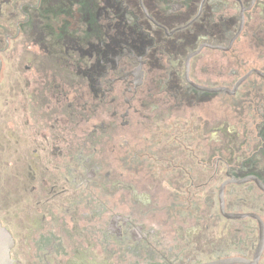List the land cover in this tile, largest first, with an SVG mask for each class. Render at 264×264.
I'll use <instances>...</instances> for the list:
<instances>
[{
  "label": "flooded vegetation",
  "instance_id": "flooded-vegetation-1",
  "mask_svg": "<svg viewBox=\"0 0 264 264\" xmlns=\"http://www.w3.org/2000/svg\"><path fill=\"white\" fill-rule=\"evenodd\" d=\"M0 225L12 264H264V0H0Z\"/></svg>",
  "mask_w": 264,
  "mask_h": 264
},
{
  "label": "water",
  "instance_id": "water-1",
  "mask_svg": "<svg viewBox=\"0 0 264 264\" xmlns=\"http://www.w3.org/2000/svg\"><path fill=\"white\" fill-rule=\"evenodd\" d=\"M224 185L221 188V192L222 189L224 188ZM232 217L235 218L238 216H232ZM11 246H12V240L8 231L0 225V264H12V261L9 256ZM261 246L262 244H260L258 248H261ZM239 263H243V261L240 259L231 258L221 261L209 262L206 264H239Z\"/></svg>",
  "mask_w": 264,
  "mask_h": 264
},
{
  "label": "rangeland",
  "instance_id": "rangeland-1",
  "mask_svg": "<svg viewBox=\"0 0 264 264\" xmlns=\"http://www.w3.org/2000/svg\"><path fill=\"white\" fill-rule=\"evenodd\" d=\"M218 235H217V233H215V237H217Z\"/></svg>",
  "mask_w": 264,
  "mask_h": 264
}]
</instances>
